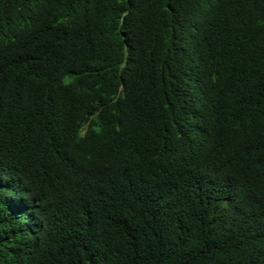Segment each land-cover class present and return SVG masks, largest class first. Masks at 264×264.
Returning a JSON list of instances; mask_svg holds the SVG:
<instances>
[{"label": "trees", "instance_id": "16d2710c", "mask_svg": "<svg viewBox=\"0 0 264 264\" xmlns=\"http://www.w3.org/2000/svg\"><path fill=\"white\" fill-rule=\"evenodd\" d=\"M0 264H264V0H0Z\"/></svg>", "mask_w": 264, "mask_h": 264}]
</instances>
